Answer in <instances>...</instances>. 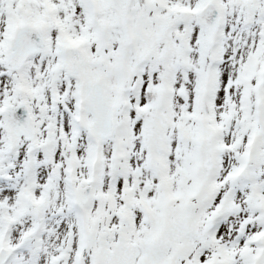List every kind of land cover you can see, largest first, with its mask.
Returning a JSON list of instances; mask_svg holds the SVG:
<instances>
[{
  "label": "snow or ice",
  "instance_id": "obj_1",
  "mask_svg": "<svg viewBox=\"0 0 264 264\" xmlns=\"http://www.w3.org/2000/svg\"><path fill=\"white\" fill-rule=\"evenodd\" d=\"M0 264H264V0H0Z\"/></svg>",
  "mask_w": 264,
  "mask_h": 264
}]
</instances>
